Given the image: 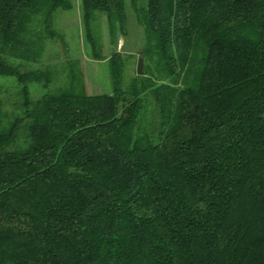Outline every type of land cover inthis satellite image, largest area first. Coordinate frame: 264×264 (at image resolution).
<instances>
[{
  "label": "trees",
  "instance_id": "1",
  "mask_svg": "<svg viewBox=\"0 0 264 264\" xmlns=\"http://www.w3.org/2000/svg\"><path fill=\"white\" fill-rule=\"evenodd\" d=\"M81 4L93 49L96 13L125 32L126 0ZM73 8L0 0V264H264V0H147L144 75L115 52L97 95L32 67Z\"/></svg>",
  "mask_w": 264,
  "mask_h": 264
},
{
  "label": "rangeland",
  "instance_id": "2",
  "mask_svg": "<svg viewBox=\"0 0 264 264\" xmlns=\"http://www.w3.org/2000/svg\"><path fill=\"white\" fill-rule=\"evenodd\" d=\"M126 3L127 28L124 33L118 30L117 40L111 36L106 17L95 14L91 31L96 49H93L86 31L81 0H73L72 10H60L55 14L54 36L49 38L39 64L32 65L50 74V90L58 92L75 82L78 90L84 88L90 95L110 93L113 84L109 62L115 52L122 56L124 85L138 76V61L142 57L145 38L136 12L146 6L147 0H126ZM45 91L43 87L34 85L33 99L40 98ZM0 98L4 110L10 115L21 113L22 98L14 78L0 77Z\"/></svg>",
  "mask_w": 264,
  "mask_h": 264
},
{
  "label": "water",
  "instance_id": "3",
  "mask_svg": "<svg viewBox=\"0 0 264 264\" xmlns=\"http://www.w3.org/2000/svg\"><path fill=\"white\" fill-rule=\"evenodd\" d=\"M137 74L138 76L144 75V58L140 57L138 61V67H137Z\"/></svg>",
  "mask_w": 264,
  "mask_h": 264
}]
</instances>
